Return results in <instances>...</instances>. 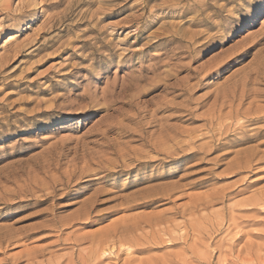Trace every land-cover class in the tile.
<instances>
[{
	"label": "rangeland",
	"instance_id": "1",
	"mask_svg": "<svg viewBox=\"0 0 264 264\" xmlns=\"http://www.w3.org/2000/svg\"><path fill=\"white\" fill-rule=\"evenodd\" d=\"M0 264H264V0H0Z\"/></svg>",
	"mask_w": 264,
	"mask_h": 264
},
{
	"label": "bare ground",
	"instance_id": "2",
	"mask_svg": "<svg viewBox=\"0 0 264 264\" xmlns=\"http://www.w3.org/2000/svg\"><path fill=\"white\" fill-rule=\"evenodd\" d=\"M34 4H36V3H34ZM137 92H138V91H137ZM106 107H107V106H106ZM217 115H218V114H217ZM217 119H218V118H217ZM107 127L109 128V125L106 126V128H107ZM109 129H110V128H109ZM101 131H102V130H101ZM104 131L106 132V130L104 129V130L102 131V133H104ZM110 131H111V130H110ZM104 134H105V133H104ZM102 137H103V136H102ZM102 137H101V138H102ZM103 138H104V137H103ZM144 139H145V138H144ZM176 141H177V140H176ZM145 143H146V142H145ZM172 143H173V142H172ZM161 144H163V143H161ZM108 145H109V144H108ZM147 145H148V144H147ZM153 145H154V144H153ZM153 145H152V146H153ZM152 146L150 145V147H152ZM157 146H158V145H157ZM159 146H160V145H159ZM164 146H165V145H164ZM176 146H177V145H176ZM110 147H111V146H110ZM153 147L155 148L156 146H153ZM153 147H152V148H153ZM107 148H108V147H107ZM160 148H161V146H160ZM164 148H165V147H164ZM166 148H167V147H166ZM155 149H156V148H155ZM153 150H154V149H153ZM163 150H165V149H163ZM174 150H175V149H174ZM159 151H160V150H159ZM165 152H166V151H165ZM138 153H139V152H138ZM138 153H137V155H138ZM147 153H148V152H147ZM123 155H124V154H123ZM145 155H146V154H145ZM124 156H125V155H124ZM139 156H140V154H139ZM120 157H121V154H120ZM136 157H137V156H136ZM140 157H141V156H140ZM72 158H73V157H72ZM72 158H71V160H72ZM84 159H85V158H84ZM84 159H83V160H84ZM90 159L92 160L93 158L91 157ZM90 159H89L88 163L90 162ZM151 159H152V158H151ZM75 161L77 162V160H74V162H75ZM136 161H137V160H136ZM72 162H73V160H72ZM72 162H70V163H72ZM76 162H75V163H76ZM83 162L85 163V162H87V160H86V161H83ZM105 162H106V160H105ZM107 162H108V161H107ZM111 162H113V161H111ZM148 162H149V161H147V163H148ZM56 163L58 164L57 161H56ZM56 163H55V164H56ZM75 163H73V164H75ZM88 163H87L86 165H88ZM98 163H101V162L98 161ZM109 163H110V161H109ZM113 163H114V162H113ZM116 163H117V162L115 161V164H116ZM142 163H143V162H142ZM48 164H49V163H47V165H48ZM52 164H53V163H52ZM57 164H56V165H57ZM76 164H77V163H76ZM90 164H91V163H89V165H88L89 168H90ZM56 165H55V168H56ZM59 165H60V164H59ZM99 165H100V164H99ZM112 165H113V164H112ZM57 166H58V165H57ZM68 166H69V165H68ZM72 166H73V165H72ZM88 166H85V167H88ZM51 167H52V166H51ZM58 167H59V166H58ZM74 167H76V166H74ZM77 167H78V166H77ZM55 168H54V169H55ZM67 168H68V167H67ZM70 168H71V167H70ZM72 168H73V167H72ZM79 168H81V167H79ZM43 170H44V169H43ZM82 170H83V169H82ZM78 171H79V170H78ZM83 171H84V170H83ZM87 171H88V170H87ZM89 171H90V170H89ZM45 172H47V171H45ZM85 172H86V171H85ZM69 174H70V173H69ZM83 174H84V173H83ZM53 175H54V174H53ZM65 175H66V174H65ZM79 175H80V174H79ZM81 175H82V174H81ZM51 176H52V175H51ZM54 176H55V175H54ZM68 176H69V175H68ZM71 176H72V175H71ZM71 176H70V177H71ZM66 177H67V176H66ZM70 177H69V178H70ZM50 178L52 179V177H50ZM71 178H72V177H71ZM43 180H44V179H43ZM52 180H53V179H52ZM55 180H56V179H55ZM58 180H59V179H58ZM35 181H36V180H35ZM37 181H38V180H37ZM49 184H50V183H49ZM46 186H47V185H46ZM46 189H48V188L46 187ZM163 196H164L163 193L157 191V192H154V193H152V194H148V195H147V198L152 199V198H156V197H158V198H157L158 201H161V200L166 199V198H163ZM164 197H165V196H164ZM149 199H148V200H149ZM140 205L148 206V205H149V202H148V201H146V202H142V203H140ZM80 217H81V219H85V220H87V219H88V220L91 219V206H90V205H89V206L86 205V207L83 209L82 214H81ZM131 226H132V225H131ZM130 228H131V227H130ZM132 228H133V229H132ZM132 228H131V229L134 230V229L136 228V226H135V228H134V227H132ZM113 229H116V228H113ZM121 229H122V228H121ZM127 229H128V228H127ZM123 230H124V229H122V231H123ZM129 230H130V229H129ZM129 230H128V231H129ZM132 230H131V231H132ZM113 231H114V230H113ZM115 231L117 232V230H115ZM124 231H127V230H124ZM132 232L134 233L135 230L132 231ZM110 233H111V232H109V236H111ZM120 233H121V231H120ZM107 234H108V233H107ZM107 234L105 233V237L108 236ZM114 234H115V232H114ZM114 234H113V235H114ZM123 234H125V233L123 232ZM126 234H127V233H126ZM126 234H125L124 237L121 235L122 237H120V239L123 238L124 241H125V240L127 241L128 238L126 237V236H127ZM129 234H130V231H129ZM131 234H132V233H131ZM131 234H130V235H131ZM113 235H112V236H113ZM130 235H129V236H130ZM119 236H120V235H119ZM105 237H104V238H105ZM130 237H131V236H130ZM133 237H134V236H132L131 239H133ZM117 238H118V236H117ZM125 238H126V239H125ZM109 239H110V238H109ZM118 239H119V238H118ZM134 239H135V237H134ZM105 240H106V239H105ZM107 240H108V238H107ZM107 240H106V241H107ZM111 240H113V239H111ZM136 240H137V238H136ZM136 240H135V241H136ZM96 241H97V240H96ZM103 241H104V239H103ZM106 241H104V242H106ZM114 241H115V240H114ZM114 241H112V242H114ZM118 241H120V240H118ZM118 241H117V242H118ZM121 241H123V240H121ZM126 241H125V243L128 242V241H127V242H126ZM130 241H131V240H130ZM98 242H99V241H98ZM108 242H109V241H108ZM115 242H116V241H115ZM136 242H137V241H136ZM106 243H107V242H106ZM120 243H121V245H122V242H120ZM123 243H124V242H123ZM125 243H124V244H125ZM129 243H130V242H129ZM99 244H100V243H99ZM104 244H105V243H104ZM110 244H111V243H110ZM110 244H109V245H110ZM124 244H123V246H124ZM133 244H134V243H132V246H134ZM139 244H141V242H140ZM101 245H102V243H101ZM101 245H100V246H101ZM106 245H107V244H106ZM106 245H105V246H106ZM109 245H107V246H109ZM118 245H120L119 242H118ZM143 245H144V244H143ZM102 246H103V245H102ZM102 246H101V247H102ZM135 246H136V243H135ZM101 247H100V249H101ZM110 247H111V245H110ZM110 247H108L107 249L103 247L104 249H103V248L101 249V251H102V252H101V255H102V253H103V255H104L105 252H107V254L110 253V252H111V248L113 247V245H112L111 248H110ZM130 247H131V246H130ZM94 249H96V248H94ZM121 249H122V248H121ZM125 249H128V246H126ZM130 249H131V248H130ZM97 251H98V250H97ZM126 251H127V250H126ZM128 252H129V250H128ZM109 255H110V254H109Z\"/></svg>",
	"mask_w": 264,
	"mask_h": 264
}]
</instances>
